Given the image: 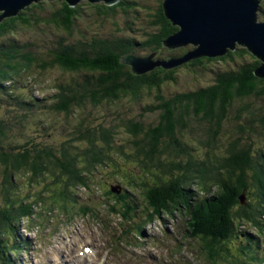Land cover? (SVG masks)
Returning a JSON list of instances; mask_svg holds the SVG:
<instances>
[{
  "label": "trees",
  "instance_id": "trees-1",
  "mask_svg": "<svg viewBox=\"0 0 264 264\" xmlns=\"http://www.w3.org/2000/svg\"><path fill=\"white\" fill-rule=\"evenodd\" d=\"M85 2L100 20L132 8L129 0ZM81 9L79 3L73 6L66 0H40L0 19V264L20 261L26 245L20 226L25 221H32L41 210H64L71 200L76 202V188L87 187L103 167L119 169L125 162L142 166L146 177L128 175L129 191L119 194L118 189L114 194L126 212L133 210L128 202L131 186L146 192L151 205L162 204L161 210L174 212L187 206L192 233L201 237L203 246L219 256L230 255L224 246L238 238L241 225L264 228V77L255 74L260 60L252 55L246 60L248 48L237 45L222 56H203L137 74L121 61L126 53L138 54L143 48L161 55L181 48L179 55L169 51L170 57H179L191 48L165 45L178 27L166 17L163 4L153 14L152 30L142 38L124 34L119 27L106 36L97 31L87 34L77 24L85 14ZM40 24L65 34L43 53L16 38L20 26ZM213 61L230 64L209 69L208 62ZM53 67L77 77L57 83L43 115H35L43 108L38 100L22 89L18 92L12 83L31 77L36 69L43 73ZM181 67L210 70L214 81L163 95L162 86L177 81ZM154 92L158 103L143 109L159 111L155 121L120 113L108 124L90 120L94 109L121 99L139 103ZM2 109H15L18 115H1ZM37 116L44 120L38 122ZM58 117L74 123L72 129L57 144L41 142L38 130H50ZM118 119L121 122L116 123ZM17 127L24 132L20 136L14 132ZM121 127L129 135L124 142ZM201 149L203 153H196ZM196 185L207 193L214 187L217 191L194 206ZM250 238L240 246L243 254L256 250L255 238Z\"/></svg>",
  "mask_w": 264,
  "mask_h": 264
},
{
  "label": "rangeland",
  "instance_id": "rangeland-1",
  "mask_svg": "<svg viewBox=\"0 0 264 264\" xmlns=\"http://www.w3.org/2000/svg\"><path fill=\"white\" fill-rule=\"evenodd\" d=\"M85 1L82 0L79 3L85 14L83 13L84 15L77 21L78 28L83 32L91 34L97 31L106 36L114 33V30L119 27L126 31L124 34L136 35L139 38L144 36V32L152 30L150 22L154 19L153 14L163 2V0H129L132 2V8L128 13L120 11L105 20H100V18L91 15V8ZM97 2H104V0ZM260 4L264 10V0L260 1ZM261 12L258 15L259 19L264 20V14ZM0 13L2 12L0 11ZM37 13L45 15V17L49 15L48 11L43 14L37 10ZM63 37H65V34L62 30L46 24L33 27L20 26L16 32L18 40L29 43L32 50L42 53L46 51V46H56L57 41ZM180 50L182 49H168L161 55L155 51L154 58L167 59L171 56L169 51H175V56L181 54ZM248 52L245 59L252 60V56L255 55L250 50ZM149 53L152 52L142 48L137 55L146 56ZM223 63L208 62V67L211 69L212 66H217L221 69L223 66L227 67V64H230ZM32 72L31 77L25 75V78L15 80L12 85L15 86V90L18 92H21L22 89L26 92L25 94L33 95L38 100L43 108L35 112V115H43L47 109L45 105H48L53 99L57 83L71 81L77 77L76 74L65 72L59 67L49 68L43 73H40L37 69ZM176 73L177 81L162 86L163 95L171 96L174 92L200 88L214 81V74L210 70L201 69L196 72L190 67H181ZM155 93L139 103L121 99L112 106L94 109L90 120L108 124L114 121L115 113H120L124 117H131L145 122L155 121L158 119L160 112L144 111L143 109L147 105L157 102ZM9 113L12 117L11 114L16 113L18 115L15 109L10 111L1 110V115ZM141 113H143L142 117L140 116ZM36 118L38 122L44 120L39 116ZM115 122H121V120L118 119ZM73 124L65 123L61 117H58V123L49 125L52 127L50 130H38L40 141L50 144L59 143L63 136L72 129ZM29 126L31 125H27V128ZM123 128L119 129V133L121 134L120 138L123 136L124 140L122 141L124 142L129 135L123 132ZM14 132L17 136L24 133L18 127L14 129ZM19 139L25 140L22 137H19ZM189 139L193 140L190 137ZM197 152L203 153V150ZM142 173H145L142 171V166L134 162L122 163L119 169L111 166L103 167L94 175L93 179L89 180L87 187L76 188V202L71 200L70 206L64 210L57 208L48 213L41 210L37 217L28 224L25 221L23 228L20 226V230L24 235L29 236L28 244L31 252L29 253V262L27 263V258L26 262L22 260L21 263L58 264L57 250L64 249V247L67 250L70 247L76 249L77 245V249H79V246L95 242L99 244L105 254L109 255V260L123 262L124 264H149L147 258L156 261L150 264H162L163 262H166V264H264V228L252 227L248 223L239 228L242 231L241 233L247 231L251 238L259 240L261 257L253 260L251 253L245 255L240 251L245 235L239 234V238L227 241L225 247L230 255L220 254L224 258L222 259L219 254L208 249L200 251L201 246L204 245L200 236L187 238V217L181 209L177 213L167 208L169 213L166 215L167 211L161 212L162 205H151L148 202L147 193L142 192V189L140 190L136 186H131L130 191L133 194L128 197V202L132 205L133 210L130 213L126 212L122 202L114 196L116 192L112 188H115V190L121 188V192L125 193L129 191L127 176L138 177L141 174L142 178H146ZM169 177L170 174L163 178L168 179ZM169 190H172V188ZM216 191V187L210 193L199 189L198 186L193 187V195L197 194L194 196L195 206L203 203L198 198H206L215 194ZM40 216L42 221L39 220ZM138 222H142L141 225ZM136 223H138V226L135 225ZM196 225H199V223ZM187 228H189V225ZM228 242L231 249L228 247ZM186 244L188 245L187 248H185ZM195 249H197V252ZM192 250H194V254L191 252Z\"/></svg>",
  "mask_w": 264,
  "mask_h": 264
},
{
  "label": "water",
  "instance_id": "water-1",
  "mask_svg": "<svg viewBox=\"0 0 264 264\" xmlns=\"http://www.w3.org/2000/svg\"><path fill=\"white\" fill-rule=\"evenodd\" d=\"M40 0H0V19L16 15L21 9ZM76 5L82 0H66ZM97 2L102 0H86ZM120 0H104L114 4ZM261 0H163L166 17L178 27L165 45L169 48L190 46L182 56L154 58L155 53L140 56L126 53L121 61L141 74L157 66L177 67L192 59L225 55L236 45H243L260 60L255 74L264 77V20L259 19ZM113 191L117 192L115 188Z\"/></svg>",
  "mask_w": 264,
  "mask_h": 264
},
{
  "label": "bare ground",
  "instance_id": "bare-ground-1",
  "mask_svg": "<svg viewBox=\"0 0 264 264\" xmlns=\"http://www.w3.org/2000/svg\"><path fill=\"white\" fill-rule=\"evenodd\" d=\"M184 234H185V232H184ZM186 235H188V237H191V235H189V233H187L186 232ZM251 239V238H250ZM61 244V243H60ZM94 245H97L96 243H94ZM69 255H67V257L68 256H71V255H73V254H75L76 256H78V254H77V252H76V249H74L73 247H70L69 249ZM64 251V249H59V250H57V252H58V254H60V253H62ZM193 251L194 250H192L191 252L193 253ZM195 251L197 252V249H195ZM98 251L95 249V248H92L91 249V251L88 253V255L89 256H93L94 254H96ZM194 254V253H193ZM67 257L65 256V258L62 260V261H71V259L70 258H68L67 259ZM236 260V259H235ZM197 261V260H196ZM85 262H86V264H88V262H89V259H85ZM59 264V263H58ZM90 264H92V263H90Z\"/></svg>",
  "mask_w": 264,
  "mask_h": 264
},
{
  "label": "flooded vegetation",
  "instance_id": "flooded-vegetation-1",
  "mask_svg": "<svg viewBox=\"0 0 264 264\" xmlns=\"http://www.w3.org/2000/svg\"><path fill=\"white\" fill-rule=\"evenodd\" d=\"M262 1V0H261ZM262 11V12H261ZM260 12L262 13V14H264V10H263V8H262V5L260 4ZM259 12V13H260Z\"/></svg>",
  "mask_w": 264,
  "mask_h": 264
}]
</instances>
